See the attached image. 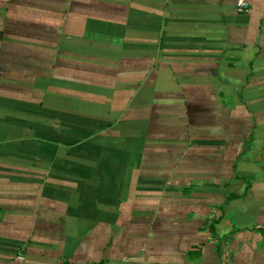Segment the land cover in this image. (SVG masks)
Returning <instances> with one entry per match:
<instances>
[{
  "label": "crops",
  "instance_id": "obj_1",
  "mask_svg": "<svg viewBox=\"0 0 264 264\" xmlns=\"http://www.w3.org/2000/svg\"><path fill=\"white\" fill-rule=\"evenodd\" d=\"M0 0V264H264V0Z\"/></svg>",
  "mask_w": 264,
  "mask_h": 264
},
{
  "label": "built area",
  "instance_id": "obj_2",
  "mask_svg": "<svg viewBox=\"0 0 264 264\" xmlns=\"http://www.w3.org/2000/svg\"><path fill=\"white\" fill-rule=\"evenodd\" d=\"M248 8H249L248 0H236L234 3V11L238 14L246 13L248 11ZM105 264H114V263H105Z\"/></svg>",
  "mask_w": 264,
  "mask_h": 264
}]
</instances>
